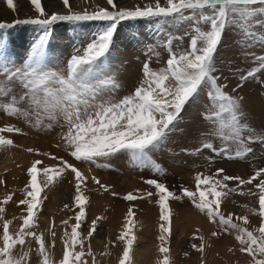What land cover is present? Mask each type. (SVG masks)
Returning <instances> with one entry per match:
<instances>
[{"label":"snow or ice","instance_id":"obj_1","mask_svg":"<svg viewBox=\"0 0 264 264\" xmlns=\"http://www.w3.org/2000/svg\"><path fill=\"white\" fill-rule=\"evenodd\" d=\"M37 18L17 20L15 23L39 25L45 32L41 35L19 61L13 60L8 52L7 42L0 38V111L9 117H18L29 121L35 127L53 129L57 126L66 129L61 136L62 146L74 161L81 164L95 165L98 168L111 167L107 161L118 155H125L137 167H147L160 174L163 167L157 163L152 153L168 138L181 117L186 105L196 103L203 95L207 99L204 118L213 128L209 136L217 137L221 146L217 147L210 139L202 142L201 147L195 149L197 153L210 150L219 157L229 160H244L254 153L251 145L260 144L264 147V132H258L247 121L242 108L243 97L230 95L225 91L226 84L218 83L214 75L216 69V53L224 34L232 31L243 42V47H264V0H155L143 7H118L113 0H107L111 8L98 7L89 13L73 11L69 0H62L67 14H49L41 4V0H30ZM7 7L15 11L14 0H6ZM148 19L154 21L158 30L168 20L187 22L190 37L189 49L177 52L173 42L178 37L166 35L162 46L169 53L166 66L158 70L150 67L153 57L159 60L156 46L146 45L148 59L143 64V79L135 88L134 93L115 99L114 93L120 85L115 76L106 72V58L113 45L117 26L125 20ZM101 21L106 26L76 54L70 56L63 69H52L46 62V48L50 33L49 26L57 22ZM9 23H0V30L12 28ZM246 58H250L253 67L239 77L243 82L257 79L259 73L264 72V54L257 55L252 51H245ZM264 85V81H260ZM235 91V89H233ZM33 117L35 119L33 120ZM20 132L19 128L7 126L0 128V132ZM13 144V140L0 135V147ZM60 147L61 145H57ZM32 151V149H29ZM183 151L188 152V149ZM45 155L51 156L50 153ZM59 165L46 166L41 160H35L27 169L30 178L24 189V199L19 204L26 206V215L22 217L19 230L10 231V220H3L4 207H0V220H3L0 233V264H30L32 249L28 246V238L38 245L36 254L37 264H57L49 251L55 246V239L51 245L46 241L43 233L33 231L42 200L40 174L45 178L44 187L62 179L70 173L75 181L74 206L79 208L75 215V223L71 225V232L65 230L63 240V254L58 264H87L85 255L92 256L91 248L87 253L84 249L86 237L79 229L84 222L88 197L84 188L88 177L74 164L63 158ZM40 166V167H38ZM224 169H217V174ZM259 179V207L248 208V212L258 215L260 225L249 230L236 221L249 223L247 215L227 216L221 212V204L229 193L237 188H230L228 181H238L239 185L252 184ZM92 180L105 191L106 185L101 184L95 176ZM210 187L201 190V185ZM196 191L182 188L177 194L170 191L162 182L156 179L145 181L155 188L159 205L160 246L162 262L171 264L170 248L168 244L172 236V209L170 201H181L187 198L210 222L217 223L219 232H212L216 237L222 233L235 234L239 244V251L251 258L249 264H264V168L255 174L242 179L239 176L223 175L222 179L196 176ZM2 183V181H0ZM114 196L117 193H112ZM249 194L251 189H249ZM152 197L153 192L141 196L129 192L123 196L126 201H134L144 197ZM209 196L212 199H209ZM12 200L11 195L4 198L6 205ZM68 207V205H65ZM247 207V206H245ZM134 216L132 208L127 212V223L124 230L117 237L123 244L122 256L119 264H132L131 252L136 236L131 233ZM100 217H97V220ZM67 224L68 221H64ZM96 220L92 221V228L88 237L96 230ZM51 235L55 238V232ZM203 240V237H200ZM198 252L203 253L205 245H192ZM231 251V249H230Z\"/></svg>","mask_w":264,"mask_h":264},{"label":"rangeland","instance_id":"obj_2","mask_svg":"<svg viewBox=\"0 0 264 264\" xmlns=\"http://www.w3.org/2000/svg\"><path fill=\"white\" fill-rule=\"evenodd\" d=\"M23 1L27 7L15 3V11L12 9L0 11H9L6 15L0 16V23L13 25L12 28L0 30V38L7 42L8 52L14 62L22 59L33 42L45 32V29L39 25H17L15 23L17 20L39 16L30 0ZM46 2L47 0H41L42 6L49 14L53 12L67 14L68 9L64 7L62 0L51 1L50 6ZM113 2L118 7L133 8L137 5L143 7L146 4L154 3L155 0H131V2L126 1L125 3L113 0ZM164 2L165 0H161V4ZM2 4L7 6L6 0H0V6ZM69 5L73 11L87 10L89 13L97 10L98 7L111 8L107 4V0H69ZM106 23L101 21H61L49 26L50 36L46 48V62L54 70L63 69L70 56L76 54L78 49H82L93 40L106 26ZM161 24L163 27H159L158 30L157 24L152 20L135 19L122 21L117 26L112 48L106 58L107 67L105 68L106 72L115 76L120 85L118 91L113 94L115 99L134 93L135 88L140 85L143 79V64L148 59L146 45L156 46V51L160 54L159 60L153 57L150 63V67L156 70L166 66V61L169 58V53L162 46L166 35L178 37L173 42L175 51L189 49L190 37L186 35L189 32L187 22L168 20L166 24L161 21ZM239 36V32L234 35L232 31L224 34L216 53L217 71L214 75L219 78L218 83L227 85L225 88L227 93L243 97L242 108L247 121L258 132H264V102L255 93L260 83V76L258 75L257 79L243 82L242 87H237L241 83L239 77L254 66L251 59L245 57L244 52L247 50L260 55L264 54V47L248 46L246 49L242 46L243 42L238 38ZM262 73L264 74V72ZM206 108L207 99L203 95L196 103L186 105L175 128L169 132L166 141L152 153L153 159L164 169L160 174L153 172L150 168L133 165L125 155H118L107 161L111 167L98 168L95 165L81 164L74 161L62 146L61 136L66 129L59 126L53 129L35 127L29 121L18 117H9L0 111V128L13 126L20 129V132H0L4 138L13 140L11 146L0 147V181H2L0 188L2 191L7 190L12 196V200L6 205L3 203V195L0 197V207L5 208L3 220H10V231L15 232L19 230L23 223L22 217L26 215V206L19 202H12L14 194L19 196V201L25 197L24 191L11 188V178L13 180L16 174H19L28 184L30 178L27 175V169L33 161L41 160L43 165L52 166L59 165L60 161L51 159V156L63 158L69 163H74L80 170L87 168L91 171L86 186H82L84 194L88 197V203L85 208L84 222L79 229L81 234L86 237L85 252L87 253L89 247L92 252V256L85 255L84 257L87 264H119L123 244L117 240V237L127 223L129 208H132L134 212V216L130 218L133 220L130 234L136 236L131 252L132 264H142L143 258L140 251L148 242L153 243L154 246V253L149 255L150 264L162 262L163 256L158 251L160 246L159 225L161 223L159 205L156 203L158 196L155 195L154 186L145 183L146 180L156 179L158 182L164 183L170 191L180 194L182 188L196 191V176L198 174L202 178L213 177L214 180L222 179L225 174L248 179L257 170L264 168V147L260 144L251 145L254 148V153L244 160H229L217 156L210 150H203L200 153L194 151L200 148L206 139H210L217 147L221 146V141L217 137L208 135L213 125L204 118ZM34 119L35 117H33ZM184 149L189 151L185 152ZM45 153H50L51 156L45 155ZM221 168L224 169V172L217 174V169ZM10 173L15 175L12 176ZM93 176L99 179L101 184L106 185L108 190L105 191L96 184L92 180ZM44 179L42 174L38 176V182H41L42 187L39 199L42 200V203L35 219L33 231L38 234L43 233L49 245L55 239V246L50 247L49 251L58 264L63 254L62 237H64L65 230L71 232V225L75 223V215L79 212V208L74 206L75 181L70 173H66L62 179L44 187L42 183ZM259 179L257 178L249 185H239V182L234 180L228 181L229 187L237 188V191L229 193L220 209L226 216L229 213L233 214L234 220L237 216L247 215L249 217L247 225L243 221L236 222L249 230L258 228L261 222L258 215L248 212V208L258 209L259 207V188L256 187ZM210 185L211 181L208 186L201 185V190L210 187ZM249 189L254 194H249ZM129 192L137 196L153 192V196L126 201L123 196ZM112 193L118 195L114 196ZM53 194L57 196L55 198L56 213L54 214L46 210ZM209 199L212 197L209 196ZM13 206L16 212L15 216H11L9 212ZM170 207L173 212L172 236L168 244L171 264H249L251 258L246 253L239 251L235 234L222 233L213 237L212 232L220 231L218 224L210 222L207 216L196 209L187 198L181 201H170ZM42 216L51 221L50 227L47 228L41 224ZM97 217L100 219L97 220ZM141 219L148 220L149 230L144 229L143 226L146 224L143 225ZM3 220H0V233H2ZM93 220L97 221L96 230L91 237H88L87 233L92 228ZM64 221H68V223L64 224ZM52 232H55V238L51 235ZM201 236L203 240L200 239ZM201 243L205 245L203 253L192 247V245L199 247ZM28 246L32 249L30 264H37L36 249L38 245L34 240L28 238Z\"/></svg>","mask_w":264,"mask_h":264},{"label":"bare ground","instance_id":"obj_3","mask_svg":"<svg viewBox=\"0 0 264 264\" xmlns=\"http://www.w3.org/2000/svg\"><path fill=\"white\" fill-rule=\"evenodd\" d=\"M51 1H56V0H47V5L48 6H50V4H51ZM97 1V0H96ZM122 3H125L126 1L127 2H131V0H120ZM14 2L15 3H17L18 5L20 4L22 7L24 6V7H27V4L25 3V1H23V0H14ZM9 8L4 4H2L1 6H0V11L2 10V11H5V10H8ZM9 12V11H8ZM8 12H0V16L2 15V16H4V15H6ZM4 14V15H3ZM20 154V153H19ZM21 159V158H20ZM22 162H24V161H22ZM10 169V168H9ZM81 171L84 173V175L86 176V177H89L90 175H91V171L89 170V169H87V168H83V169H81ZM10 174H12V173H10ZM13 175H15L14 173L12 174V176ZM11 182V183H10ZM9 183H10V186H11V184H12V186H11V188L13 189V190H21L22 192L24 191V189H25V186L27 185V182L24 180V178H22V177H20V175L18 174H16V177L12 180V178H11V181H10ZM11 190V189H10ZM3 195V196H2ZM7 195H9V193L7 192V190H3L2 191V189L0 188V197L2 196V198H5ZM15 196H14V201H12V202H15V203H17V202H19V196L17 195V194H14ZM57 196L56 195H52L51 197H50V201H49V204L47 205L48 207H46V210H47V212L49 211V212H51V213H56V210H55V205H56V201H55V198H56ZM14 203V204H15ZM11 208V207H10ZM15 208H14V206H13V208L12 209H10V214H11V216H15V214H16V212H15V210H14ZM58 219H60V218H58ZM144 219V218H143ZM143 219H141V222H142V224L143 225H145V226H143L144 227V229L145 230H149V228H148V226L150 225L147 221H144ZM146 219V218H145ZM40 222H41V224H44L47 228L48 227H50L51 226V221L47 218V217H45V216H42L41 218H40ZM153 249H154V246H153V243H150V242H148L147 244H144V246H143V249L140 251V255H141V257L143 258L142 259V264H150V261H151V259H150V257H149V255H152L153 253H154V251H153ZM154 256H155V254H154Z\"/></svg>","mask_w":264,"mask_h":264},{"label":"crops","instance_id":"obj_4","mask_svg":"<svg viewBox=\"0 0 264 264\" xmlns=\"http://www.w3.org/2000/svg\"><path fill=\"white\" fill-rule=\"evenodd\" d=\"M260 77H261V79H262V76H260ZM263 81H264V78H263ZM255 93H256L257 95H259V96H260V100H261L262 102H264V88L261 87V86H260V87H257Z\"/></svg>","mask_w":264,"mask_h":264}]
</instances>
